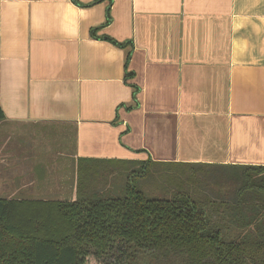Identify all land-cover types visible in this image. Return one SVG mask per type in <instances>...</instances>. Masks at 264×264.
I'll use <instances>...</instances> for the list:
<instances>
[{"label": "crops", "instance_id": "crops-1", "mask_svg": "<svg viewBox=\"0 0 264 264\" xmlns=\"http://www.w3.org/2000/svg\"><path fill=\"white\" fill-rule=\"evenodd\" d=\"M0 105L6 199L75 201L85 159L264 167V0H0Z\"/></svg>", "mask_w": 264, "mask_h": 264}, {"label": "trees", "instance_id": "trees-1", "mask_svg": "<svg viewBox=\"0 0 264 264\" xmlns=\"http://www.w3.org/2000/svg\"><path fill=\"white\" fill-rule=\"evenodd\" d=\"M0 264H264V167L82 160L75 201L0 196Z\"/></svg>", "mask_w": 264, "mask_h": 264}, {"label": "rangeland", "instance_id": "rangeland-1", "mask_svg": "<svg viewBox=\"0 0 264 264\" xmlns=\"http://www.w3.org/2000/svg\"><path fill=\"white\" fill-rule=\"evenodd\" d=\"M154 169H155V171H157V174L163 173L164 170H170L169 168H165V167H156ZM105 178H106V180L100 179L99 176L96 175L95 178L91 180L92 181L91 183L93 185H98L99 189H104V188H106V186H109V183H110L109 179L111 178L110 180H111V182H113L115 176L110 175L109 177L106 176ZM160 181L163 182V180H160ZM157 182H158V180H155L153 183L156 184ZM148 184H150V183H148Z\"/></svg>", "mask_w": 264, "mask_h": 264}]
</instances>
